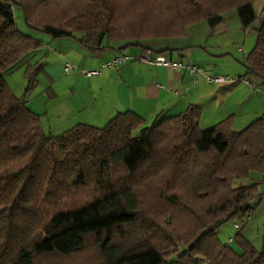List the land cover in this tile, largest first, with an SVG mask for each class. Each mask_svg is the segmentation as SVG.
Segmentation results:
<instances>
[{
    "label": "trees",
    "instance_id": "16d2710c",
    "mask_svg": "<svg viewBox=\"0 0 264 264\" xmlns=\"http://www.w3.org/2000/svg\"><path fill=\"white\" fill-rule=\"evenodd\" d=\"M16 2V5L13 4ZM248 0H0V264H264L242 236L239 252L216 232L243 221L259 200L264 177V119L239 131L228 117L200 129L197 107L143 128L131 112L101 128L77 124L46 134L26 108L42 72L24 68L23 95L2 74L40 43L25 25L50 39L76 38L91 54L106 43L178 39ZM242 79L264 88V7ZM260 175L249 184L234 181Z\"/></svg>",
    "mask_w": 264,
    "mask_h": 264
},
{
    "label": "crops",
    "instance_id": "0c3cea01",
    "mask_svg": "<svg viewBox=\"0 0 264 264\" xmlns=\"http://www.w3.org/2000/svg\"><path fill=\"white\" fill-rule=\"evenodd\" d=\"M254 20L255 11L249 2L240 10L225 13L221 23L213 30L200 22L186 28L182 38L145 40L133 44L111 42L106 43L105 50L97 54H91L80 46L76 40L78 36L50 39L34 31L36 33L30 36L40 43V47L36 53L24 57L16 67L22 72L18 88L25 87L22 77L24 68L39 62L42 72L37 75L36 86L29 93L25 106L39 116L42 130L51 136L77 124L101 128L117 113L126 111L141 120V131L191 106L200 111V129L230 117L231 128L239 131L258 117L264 119V88L241 78L245 72V56L244 48L238 44L241 40L239 33L244 38L245 29L252 26ZM144 50L181 66L200 67L207 75L227 76L234 82L213 85L206 83L201 76L191 77L184 70L173 71L168 67L139 63L136 59ZM117 56L127 57L128 60L117 70L102 67L106 61ZM65 62L74 69L68 75L62 73ZM97 69L100 70L98 76L82 75V72ZM8 86L11 89L12 84ZM13 94L16 96L15 92ZM259 178L260 175L255 177ZM262 187L264 177L260 189ZM260 201L259 198L257 203ZM218 240L225 245L230 241L225 238Z\"/></svg>",
    "mask_w": 264,
    "mask_h": 264
},
{
    "label": "rangeland",
    "instance_id": "374dc122",
    "mask_svg": "<svg viewBox=\"0 0 264 264\" xmlns=\"http://www.w3.org/2000/svg\"><path fill=\"white\" fill-rule=\"evenodd\" d=\"M252 6V8L255 11V20L253 22V25L246 28V33L243 38L242 33L240 32L239 35H241V40L239 46L244 48L243 56H246V54L253 48L254 46V28L258 27V19L263 16V7H264V0H248ZM233 12V11H232ZM228 12V13H232ZM12 15H13V21L16 29L27 36H30V34L34 35L36 32L34 30H31L28 28L24 21L21 14L20 9L17 6L12 7ZM227 15V14H226ZM225 17V16H224ZM227 17V16H226ZM229 17V16H228ZM227 19V18H226ZM26 32V33H25ZM37 35V34H36ZM42 36L41 34H39ZM31 37V36H30ZM43 37V36H42ZM37 50L32 51L31 53L23 56L17 64H15L10 70L5 71L2 76L6 83L9 85L12 84L11 89L12 92L16 94V97L19 98L23 95L24 89L18 88V82L20 80L21 70L18 71L16 67L22 63V59L24 57H28L29 55H32L33 53H36ZM242 58V56H241ZM11 72V73H10ZM12 75V77H10ZM23 77V76H22ZM24 79V78H23ZM24 81V80H23ZM10 82V83H9ZM26 99H28V95L26 96ZM140 129H136L132 131V137L135 138L139 135ZM258 176L256 173H251L249 176V179L245 180H238L234 181L235 184H249L252 182V180H255V177ZM261 192H264V187L260 189ZM261 201L257 203V199H254L250 202V206L253 207L250 215L244 219L243 221L237 220V219H231L227 222H225L223 225L219 227V229L216 232V236L220 240H226L230 239L226 244L230 246L232 249H234L236 252L238 251V248L236 246L235 241L233 240L234 236L236 234H239L242 236L256 251L260 250L262 246V232H263V224H264V193H262L260 197ZM233 224H236L238 226V230L233 229ZM227 234V235H226ZM223 239H221V237ZM228 237V238H227Z\"/></svg>",
    "mask_w": 264,
    "mask_h": 264
},
{
    "label": "built area",
    "instance_id": "2783aa9c",
    "mask_svg": "<svg viewBox=\"0 0 264 264\" xmlns=\"http://www.w3.org/2000/svg\"><path fill=\"white\" fill-rule=\"evenodd\" d=\"M128 60L127 57L124 56H117L106 61L102 67L112 70H117L122 64H124ZM139 63L149 64L153 66H161V67H168L173 71L184 70L186 71L191 77L197 78L198 76L203 77L204 81L208 84L213 85H225L231 84L234 82V79H231L227 76H219V75H207L204 70L200 67L187 65L181 66L177 62L170 61L169 59L165 58L161 55H153L152 52L148 50H144L141 55L136 59ZM74 71L73 67L65 62L62 66V73L64 75H68ZM100 74V70H93V71H86L82 72L84 77H91V76H98ZM237 228V225H234V229Z\"/></svg>",
    "mask_w": 264,
    "mask_h": 264
},
{
    "label": "water",
    "instance_id": "95a60500",
    "mask_svg": "<svg viewBox=\"0 0 264 264\" xmlns=\"http://www.w3.org/2000/svg\"><path fill=\"white\" fill-rule=\"evenodd\" d=\"M13 4H15V5H16V2H13Z\"/></svg>",
    "mask_w": 264,
    "mask_h": 264
}]
</instances>
